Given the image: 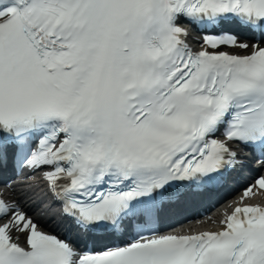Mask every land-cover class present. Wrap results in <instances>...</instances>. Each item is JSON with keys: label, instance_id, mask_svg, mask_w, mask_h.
I'll return each mask as SVG.
<instances>
[{"label": "snow or ice", "instance_id": "6c2138e0", "mask_svg": "<svg viewBox=\"0 0 264 264\" xmlns=\"http://www.w3.org/2000/svg\"><path fill=\"white\" fill-rule=\"evenodd\" d=\"M241 146L264 169V0H0V169L23 174L0 185V264H264V206L243 203L264 175L216 230L156 227ZM47 197L127 239L79 252L29 214Z\"/></svg>", "mask_w": 264, "mask_h": 264}]
</instances>
